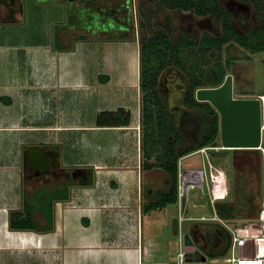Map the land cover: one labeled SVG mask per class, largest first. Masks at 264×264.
<instances>
[{"label": "crops", "instance_id": "crops-1", "mask_svg": "<svg viewBox=\"0 0 264 264\" xmlns=\"http://www.w3.org/2000/svg\"><path fill=\"white\" fill-rule=\"evenodd\" d=\"M74 1L75 10L77 7H99L104 2ZM74 6L71 4L67 9L66 15L72 20L71 28H65L66 36L75 33L72 24ZM17 15L20 18L21 11H12L8 2L0 1V22H13L17 20ZM85 27L87 28L86 25ZM77 28L82 34L77 43H82L85 38L98 39L100 34L109 35L99 30L89 36L88 30L85 37L83 25L77 24ZM115 35L102 39L121 45L120 61H114L112 66L116 71L120 69V72L114 78L110 72L104 71L102 66L81 69L80 64L75 63V79H59L55 76L58 69H54L53 64L55 55L62 50L53 51V46H50L48 41L28 51L24 48L25 52H20L21 55L17 54L18 49L14 50L11 56L9 49L3 51L0 48V101H4L0 102V131H8L7 135L15 148L23 143L24 146L48 144L61 164L75 165L88 171L87 176L75 184V192L70 193L67 200L55 203L54 225L51 230H14L8 227V211L22 206L23 194L16 193L17 185L21 183V167L19 172L15 169L9 170L8 163L12 154L9 151L0 152V264H153L161 259H171V256L175 255L169 239L165 236L174 232L176 227L175 214L173 217L166 212L169 210V203L161 208L142 210V205L153 198L154 189L151 182H159L157 178L155 181L153 173L164 171L156 166L141 167L138 44L135 48L131 47L127 44L131 39L119 38L120 34ZM64 51L70 53L72 50ZM16 60H22L24 64V71L20 75L14 70ZM95 68H100L102 72L100 69L94 70ZM99 75H107V79L100 81ZM56 82L61 85L75 82V91L79 86L100 93L113 88L116 96L104 98L102 101L106 108L100 109H115L118 106L128 109V124L97 126L92 119L87 122H75V129H87L91 132V138H88V135L75 137L78 143L75 149L78 155L72 156L75 161L72 157H69L71 160L65 161L62 158L61 161L62 154L65 153V157L69 156V153L59 148L58 132L69 125L62 123L53 128L47 123H40L39 120L31 122L25 119L26 110L30 112L28 114H36L35 111L42 108L44 100H47L44 89L56 86ZM127 90H131L130 99ZM17 100L19 102L16 104ZM37 129L46 133H42L44 138L30 141L26 145L24 141L30 138V135L23 137L17 134V137L12 135L11 138L9 134ZM31 137L36 138L32 135ZM3 173L6 177L7 174L8 178L11 177L9 181L13 182V185L2 180ZM89 179L90 183H84ZM238 212L236 219L254 215H248L244 210ZM34 213L35 217L40 219V212L35 210ZM41 221L43 222L42 218Z\"/></svg>", "mask_w": 264, "mask_h": 264}, {"label": "rangeland", "instance_id": "rangeland-1", "mask_svg": "<svg viewBox=\"0 0 264 264\" xmlns=\"http://www.w3.org/2000/svg\"><path fill=\"white\" fill-rule=\"evenodd\" d=\"M69 1L70 0H22L20 18L19 14L17 15V20L13 22H0V48H2L3 51L5 49H9L8 53H10L11 56L13 55V51H17L18 49L19 52L17 54L21 55L20 52H25L23 50L24 48L28 51V49L43 45L48 41L50 46H53V51H56V49H61L63 51L57 52L54 58V64L52 63L54 69H58V73L55 71V76L59 77V79H75V63L80 64L81 69H87L88 66L90 69L95 66H102V69L110 72L114 78L120 72V69L116 71L112 66L116 61H120L122 50L119 48L121 45L115 41L107 42L102 39L109 38V36H116L114 34L116 31L114 33L109 32V35L107 36H101L100 34V38L98 39L85 38L86 40L82 43H77V39L82 36L80 29L77 28V24L83 25L85 37L86 31H88L90 27H85L87 23L83 19L79 21L75 19V21H72L73 23L71 22L72 24L75 23V33L70 36H66V29L67 27L71 28L70 21L72 20L68 17V15H66L68 13L67 9L70 8ZM156 2L157 0H130L129 15L131 17L132 24L127 31V36L125 37V39L132 40L127 43L129 46L134 48L137 46L138 43L135 40H137L138 36V20H144L147 17V10L149 8L156 9V17L158 18V21H164L166 18L169 23L182 25V27H184L187 31H190L191 28L195 27L199 32H212L215 27L219 26L218 23L210 16H199L195 15L193 12L185 10L175 11L165 6L157 8ZM220 3L222 6L232 9L234 13L232 21L236 29L242 31V27L238 22V17L240 16L244 17L248 27H252L257 23L254 9L247 2H240L238 0H220ZM11 16L13 15H10V17ZM83 21L84 23H82ZM110 21L112 22V20ZM89 24L90 26L94 25L91 20ZM88 35H93V32L90 31V34ZM64 50L72 51L67 53ZM225 56H233L231 64L226 72V74L230 73L232 76L233 96L257 97L262 100L264 110V50L251 52L236 42H232L228 45H222L220 59L222 63L224 62ZM1 66L2 63L0 64V67ZM15 66L14 70L20 75V73L24 71L23 61L16 60ZM98 69L100 68H95L94 70ZM99 71L102 72L101 69ZM84 72H86V70ZM0 73L2 74V71H0ZM19 77L21 78V76ZM184 81V74L175 67L165 68L159 76V91L166 100L169 108L172 110L175 106L183 105L181 84L184 83ZM44 90V92H46L45 95L47 100H44L42 108L39 110L36 109V114H34V112L33 114H28L30 112L26 110L25 119L30 120L31 122L39 120L40 123H47L49 124L48 126L53 128L62 125V123L69 125L68 127H63V130L58 132V136L60 141L59 148L63 151L65 149L69 153V156L65 157L64 155L66 154L63 153L61 161L62 158H64L65 161L71 160L69 157H72L73 155L76 157V155H78V152L75 151L78 144L75 137L88 135V138H91V132L87 129H75V122L78 123L81 121L87 122L91 119L94 120L95 113L100 108H106V104L103 103L102 100L106 97L116 96L113 91L114 89L110 88L108 91L100 93L99 91L91 92L88 91V88L85 86H79L75 91L74 82L73 84L66 85L57 83L56 86H52L50 89L47 88ZM127 93L129 94L130 99L131 90H127ZM0 102L4 103L3 100ZM18 102L19 101L17 100L16 104ZM43 113L46 114L44 115ZM261 115L264 116V111H261ZM261 125V139L258 146L249 148L226 147L220 150L214 149L207 151L210 161L212 163L219 164L225 170V173L227 177L230 178L231 182L229 197L227 199H218L217 202L228 201L235 196L237 191L240 190L246 195L247 200V204L245 201V203L242 204V208L248 215L253 213V217L257 216L258 212L264 205V118ZM42 133L45 132L37 129L32 131H15L10 132L9 134H11V138H13V136L17 137V134H21L23 137L30 135V138H26L24 141L26 145V143H29L30 141H34L38 138H44L42 137ZM7 134L8 131H0V152L9 151L12 154V157L9 158L10 161L8 163V169H15L19 172L22 165V157L25 146L23 143L21 145H17L16 148L13 147ZM31 135L36 138L32 139ZM218 143H220L219 138ZM72 146H74V149H72ZM72 159L75 161V158L72 157ZM151 160L153 159L151 158ZM193 164H198L200 167H203L205 174H207V160L201 153H191L182 158V165L186 166ZM20 176L21 183L17 185L16 190V193H19V195H22L23 193H26L27 195L33 194L37 183L43 181L41 179H26V177L24 178V174L21 172ZM153 177L155 181L156 178L159 181L157 182L158 184L156 182L155 184L151 182L154 191L168 186L166 173H162L161 171H159V173L154 172ZM10 178H8V174L7 177L5 173L2 174V180L9 185H13V182L9 181ZM50 183L51 184L49 186L51 189H58L60 186V183L57 182V180ZM76 183H79V180H75V184ZM75 184L69 188L70 193L75 192ZM5 185L7 186V184ZM204 189L206 192L202 191L199 186L189 189L188 204L190 205L191 202L195 204L187 208L186 214L203 213L205 215H211L214 211L217 212L216 208H213L212 204L209 202L205 185ZM233 198L237 199L236 197ZM238 202L240 201L238 200ZM168 208L169 210L166 212L173 215V217L174 214L176 216L175 204L169 203ZM36 215H38V213ZM226 216L229 217H219L224 220H228V222L234 227L242 226L250 218H253L243 216L242 218L236 219L234 215ZM196 221L200 222L199 226L203 230L201 231L202 233L206 229L217 228L216 222L212 220L184 219L182 221V231L184 233H189L191 225ZM165 236L169 239L173 252L176 251L178 245L175 232H169ZM218 236L222 239L221 233H219ZM218 239L212 247L215 251L221 250L223 246V240ZM234 254H237L236 249L234 250ZM173 258L174 255L171 256V259Z\"/></svg>", "mask_w": 264, "mask_h": 264}, {"label": "trees", "instance_id": "trees-1", "mask_svg": "<svg viewBox=\"0 0 264 264\" xmlns=\"http://www.w3.org/2000/svg\"><path fill=\"white\" fill-rule=\"evenodd\" d=\"M238 1L250 4L257 18V23L248 27L244 17H238L242 31L233 25L232 9L222 6L220 0L156 2L157 8L165 6L175 11L185 10L195 15L212 17L219 25L212 32H199L195 27L187 31L182 25L169 23L166 18L158 21L154 8L147 10L144 20H138L140 164L142 168H161L168 182L166 188L152 193L153 198L142 205L143 211L175 202L177 159L180 156L202 146L219 144V113L209 101L197 100L194 92L197 87L215 86L223 81L233 56H225L222 63V45L236 42L251 52L264 50V0ZM126 36V33L119 35L120 38ZM167 67H175L185 76L181 84L183 105L175 106L173 110L159 91V76ZM98 78L104 81L107 75H99ZM129 117V110L122 106L99 109L94 123L97 126L127 125ZM88 170L92 172L90 167ZM90 182L89 179L84 183ZM69 188L68 183L58 189L40 188L32 195L23 193L21 208L8 211V227L14 230H51L55 203L69 198ZM233 197L224 202L216 201L215 208L220 217H237L238 211L243 210L242 204L245 201L247 204L246 195L242 191H237ZM35 210L40 212L43 222L35 217ZM214 222L217 228L206 229L203 233L198 221L190 227L191 235L207 258L226 255L231 243L228 229ZM217 239L223 240V246L221 250L215 251L212 247Z\"/></svg>", "mask_w": 264, "mask_h": 264}, {"label": "built area", "instance_id": "built-area-1", "mask_svg": "<svg viewBox=\"0 0 264 264\" xmlns=\"http://www.w3.org/2000/svg\"><path fill=\"white\" fill-rule=\"evenodd\" d=\"M260 107V122H262L264 116L261 115V111L264 110L261 99ZM221 148H225L221 143L202 146L177 159L176 199L174 204L176 207L175 236L178 246L173 259H161L153 262V264H264V205L257 216L250 218L242 226L238 227H234L228 220L220 218L216 211L211 215L203 213L186 214L187 208L195 204L193 202L190 205L188 204V191L192 187L199 186L202 191H205V185L209 202L213 208L218 199H227L229 197L230 178L227 177L225 170L219 164L212 163L207 155L208 150ZM191 153H201L206 158L207 174H205L204 168L198 164L182 165V158ZM184 219L212 220L226 227L231 235V243L227 254L212 258H207L206 256L204 261L186 260L184 255V232L182 231V221ZM235 249L237 254H234Z\"/></svg>", "mask_w": 264, "mask_h": 264}, {"label": "flooded vegetation", "instance_id": "flooded-vegetation-1", "mask_svg": "<svg viewBox=\"0 0 264 264\" xmlns=\"http://www.w3.org/2000/svg\"><path fill=\"white\" fill-rule=\"evenodd\" d=\"M1 2H8V7L12 11H21L22 0H0ZM70 5L75 3L70 0ZM82 10V11H81ZM74 21L85 19L86 26L89 28L90 20L94 25H91L90 31L96 33L97 31L115 32L114 34L126 33L132 24L130 13V0H104L99 7L80 9L73 8ZM76 17V18H75ZM111 18V19H110ZM112 20V22L110 21ZM84 21L82 23H84ZM75 28V23L73 25ZM89 31V32H90ZM21 173L26 179L43 180L37 183L36 190L44 188L51 189L49 186L55 180L59 182L60 186L70 184L74 186L75 180H82L87 176V170L75 167V165H63L56 156L55 151L48 144L36 143L25 146L22 157Z\"/></svg>", "mask_w": 264, "mask_h": 264}, {"label": "water", "instance_id": "water-1", "mask_svg": "<svg viewBox=\"0 0 264 264\" xmlns=\"http://www.w3.org/2000/svg\"><path fill=\"white\" fill-rule=\"evenodd\" d=\"M232 76L227 73L215 86H200L195 89L197 100L209 101L219 113V142L224 147H255L260 144V99L257 97H234ZM184 255L188 261H204L193 236L184 233Z\"/></svg>", "mask_w": 264, "mask_h": 264}]
</instances>
